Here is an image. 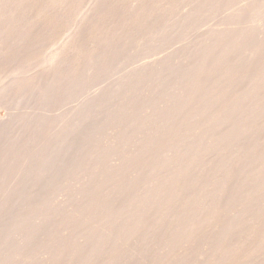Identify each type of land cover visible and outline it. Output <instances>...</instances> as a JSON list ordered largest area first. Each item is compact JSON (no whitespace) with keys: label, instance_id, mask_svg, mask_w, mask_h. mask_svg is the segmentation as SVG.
<instances>
[{"label":"bare ground","instance_id":"1","mask_svg":"<svg viewBox=\"0 0 264 264\" xmlns=\"http://www.w3.org/2000/svg\"><path fill=\"white\" fill-rule=\"evenodd\" d=\"M129 1L133 3L131 4V7L134 9V16L132 17L131 14L133 13L131 12V14L127 13V16L131 15V19H134V22H137L136 24L143 25L144 28H148V30H144V32H142L141 29V34H144L145 39L147 37V32H151L149 31L150 26L159 27L157 28L158 31H161L159 29H162L161 32H157V34L160 33V35H163V32L174 28V26H178L176 24L177 20L174 23V19H171L172 21L169 20L168 14L166 16L168 19H166L164 14H161L166 10L168 11V7L174 9L175 7L173 8L171 5L173 4L172 6H175L177 3L173 1V3H171V0H160L157 1L155 5H152L151 2L155 0ZM161 1L163 4H160ZM222 1L223 0H199V3L196 6L195 3L192 4L191 1V5L194 6L189 8V1L187 4L186 0H183V2L187 5H182V3H180L179 6L181 5L182 8H186L189 5L187 10L180 8L181 6L179 8L184 11H181L180 9L177 10H179L178 12H183V17L191 19L196 12L203 10L206 5L218 4ZM100 2L102 4V2L107 1L0 0V65H2L1 68L4 67L5 69L7 67L3 66L5 63L12 62V64H18L13 69L16 70L15 72L8 74L4 72V74L2 73L3 75H0V80L5 79L6 81L7 79V81H10L8 83L9 85L7 84L8 87L6 86L7 89L14 88L13 90H15L23 87V85L28 82L31 75V70L25 69L31 66L27 63V56L32 50L29 51V49L27 50L26 48L28 52L24 51L26 52L24 53L20 52V49L16 55L14 53L15 49L19 50V45L26 41L29 43L35 42L34 45H36V37L40 34L47 33L49 29L55 30L58 25L68 22L65 20H69V18V24H71L68 27L70 28L69 32L62 37L59 36V41L46 49L47 52L45 51L41 59V64L39 63L42 65L40 66V68L42 67L41 69L48 71L47 73H44L47 75H44L45 78L43 77L45 79H43L44 82H41V84L40 79L42 78H37L40 83L39 88H43L40 91L44 93V97L49 95V99L54 95L56 96V94L59 95V91H62L63 89H65L67 95L70 93L68 94L66 89L70 90L69 88H71L72 90V86L73 89H77V87H74V82L78 79L75 72L78 65L82 62L81 61L78 64L79 60H81L80 57H82V60L85 59L88 63H91L90 66L88 65V70H91V73H94V67L98 66V64L102 61V58L105 57L104 54H102V56L98 58V55L95 53L98 54L101 49L103 51V48L105 51L107 50L102 46L103 48L98 51L99 46L106 41L105 38L107 39V36L110 34L112 29V27L110 29V25L114 24L110 22L109 25L108 20L114 19L111 18L112 14L116 19V12L117 15H120L118 12L122 9L121 7L119 8V11H117L120 0H112L111 4L108 1L109 4L107 3V6H104L106 9L103 8V10L100 8L101 5L99 6ZM85 3H87L86 8L83 9V5ZM105 4L106 3H103V5ZM97 6H99L100 9L97 8ZM252 6L253 5L249 7L245 6V8L251 9L250 7ZM176 7L178 6L176 5ZM257 7L254 6L252 9H256ZM260 7L262 8L264 5L259 6V9H261ZM243 9L244 8L241 7L237 12L233 13V15L239 14ZM171 11L172 10L168 12L171 13ZM178 12L175 11V14H178ZM91 14H93V16L95 14L96 19L100 20L99 17H101L106 21L99 23L96 27L94 26V29L90 31L89 28L91 27L88 28L86 25L87 23H85V27L83 28V24L87 18L89 19ZM107 16L108 18H106ZM159 16L162 17L159 18ZM180 16L182 15L179 14L178 19H181ZM184 20L186 19L183 18V21ZM260 20H263V23L260 26H256L258 29L257 33L256 31H250L248 29H242L236 33L227 31L229 29L209 32L203 35L200 40L197 41L198 43L196 42L197 44H194L192 42L193 40H190L194 45H192V47L188 46V48H190L187 50L185 48V51L183 50L184 48L181 49V54H175V57H173L174 59L170 55L171 58L175 60L173 63L171 62L170 56H168L170 59L165 57L156 58L154 60L151 59L152 61L150 60L149 62L143 64L141 63V65L136 64L139 66L136 70L132 69V72L134 71L133 73H126L124 77L121 75V78L118 76V81L113 79L117 83L115 82V85L112 84L115 87H112L113 91L110 89L106 90L108 92L111 91L109 96H104V93H95L89 97L87 96V99L82 98L84 100L80 101L81 103L79 102L81 105L78 104L80 105L78 106V110H76L75 107L74 111H72V115L74 116L70 115V117L72 116V119H69L70 122L72 121L71 125H69L68 122V126H65L66 128H61L59 130L57 128V132L52 134L54 135L52 136L53 138L51 137V140H48L49 143L48 141H45L47 142L46 144L41 143L42 145L45 144L46 147H42L41 145V147L39 149L37 148V150L36 147H34L36 150L34 152L28 153L27 151L29 150L26 151L28 156L31 153L32 156L30 155L31 158L27 156L30 158V161L26 158V161L29 163H25L27 167L25 168V172L22 171L21 174H39V176L41 174H54V176H56L55 174L58 172L59 173L57 175H60V173L62 174L63 171L67 172V175L70 171L74 170L77 173L80 170L78 173L83 171L81 174H93L94 176L92 175V178H96V176L98 177V174H109V176L111 175L110 178L106 175L105 177H107L110 181L113 178L119 181V183L117 185L114 183L111 187L112 184L110 182V189L107 190H93L92 188H89V185L81 189L78 192L80 196L77 199L78 203H76V206L70 211L72 215L71 219L66 224H64V220H61L64 222L62 226L65 227H63L64 229L62 230L59 228L62 231H60L61 235L60 237H53L54 239H51V236H54L56 233L55 229L59 227L57 226V228H55L54 225H59L60 223L59 221H57L59 223L54 222L56 221L55 218L58 220L59 216L62 214L61 210H65V206L62 208L61 201V207L59 206L61 208L60 210L57 209L58 204L56 203H51L53 207H50L51 205H48V201L51 202L52 200L47 201L44 195H41L45 198L44 203L41 199L42 197H40L39 200L41 201H39V197L35 198L38 194L35 195L34 191H31L30 189L27 191V187L24 191H21L22 189H20L21 192H19L18 187L15 190L17 192L12 191L14 192L12 193L8 191L12 196L14 203L17 204L15 205V209L18 210L16 211L14 209L16 211L15 212L12 208L15 213L13 211V213H9H12V215L8 218V222L13 226V231L18 236L16 240L17 242L15 239L13 240L16 242V247L14 246V249L17 251V256H22V258L19 259L20 261L17 260L18 263L15 262V258L9 259V256L7 257L2 255V259L3 257H7L9 264H11L10 261L12 263L15 262V264H122L121 259H124L122 261L123 264H127L130 257L135 259L133 258L135 257L133 256L135 253L136 257L139 252L141 254V251H144L145 254L147 250H149L148 252L151 253L150 251L152 250H150V248L155 246V249L159 246V251H156V254H154L155 252L153 253V251V254L151 253L149 255L148 252V254H146V257L148 255L150 257L155 255L154 257H151L154 261H151L150 264H181L180 262H182V264L185 262L188 264L189 261H187V259L190 258H192L191 260H194L193 262L190 260V264H264V135H262L264 134L263 15ZM88 21H90V19ZM119 21L120 20H118V22ZM127 22H129V20ZM121 23L119 24L122 25ZM130 23H132V21ZM130 23L127 25L132 27L130 26ZM125 27L122 25L119 28V31H115L113 28L112 32H114V34H120V30H122L121 28H124L123 30H125ZM85 28H88V30L84 31ZM183 28L185 29V27ZM33 29L34 32L32 31ZM176 29H178V27ZM176 29H173L174 34H176ZM123 30L122 34L125 33L123 35L124 39L128 30L126 29V32ZM156 30H153V32ZM132 31H130V33ZM181 31L185 32L182 29ZM250 32L256 34H250ZM171 33H165V35L168 34L171 36ZM173 33L172 37H174ZM177 33L180 32L177 31ZM137 34L138 33L136 32V35ZM141 34H139V40ZM150 35L151 34L148 36ZM127 37H129V34ZM176 37L177 35H175V38ZM133 38L134 37L131 35V39ZM136 38H134V41ZM159 38L161 37L158 35V39ZM118 39V35L116 34L112 35V38L109 37V39H107V48L108 46L112 47V44L119 41ZM138 44L136 43V46ZM190 44L191 43H189V45ZM23 45L25 46V44ZM23 45H21V47H23ZM130 45L132 46V44ZM160 45H162V43ZM115 46L112 47V52ZM140 47L142 48V46ZM163 48H165V46ZM143 51V53H146L145 51L149 50L144 49ZM137 52H135V54ZM114 53H116L114 55L116 58L117 52ZM130 53L131 51L127 54L125 53V55L127 56ZM140 54H142L141 50L139 54H137V57H139ZM105 55H107V58L105 57L106 59L111 58H108V53ZM125 55H123V57ZM118 56H120V54ZM123 59L130 58L127 56V58L125 57ZM107 61L105 64H107ZM132 62H134V60ZM99 67L96 70L100 73ZM102 68L105 69L104 67ZM9 69L11 68L9 67ZM5 71L7 72L8 70ZM36 71L37 70H35V72ZM37 72L40 73L39 71ZM91 73H89V75ZM77 75L82 74L77 73ZM99 79L102 78L100 77ZM80 81L81 82L79 83H83L82 80ZM83 81L85 82V80ZM77 83L78 82H76V84ZM143 84H150V86L153 85V90L156 91L159 90L164 92L171 88L173 91L171 93L164 92V98L161 93V99L163 100L159 99V101L151 104L148 103L147 105V99H150L148 98V95L146 98H144L143 95L137 97L141 91L139 92L136 87ZM34 85L35 83L32 84L30 91L33 90L35 92L33 89ZM24 87L26 88V85ZM139 87L142 88V86ZM148 87L149 86H143L145 89H148ZM35 88H37V86ZM143 88L142 91L144 90ZM135 89L138 91L136 96L134 93ZM149 89L151 92L152 87H149ZM159 91L157 92L159 93ZM39 92L37 91L36 93ZM157 92L156 95H158ZM64 93L62 94L64 95ZM72 93L74 94V92ZM6 94L5 89L3 90L0 84V101L5 98ZM151 94L154 97L153 92H151ZM30 95L31 94L27 96V99H29ZM133 95L137 98H134ZM54 99L56 98L54 97ZM114 100L115 102L110 103ZM151 101L152 99L150 102ZM140 102H146V104H144L145 106L142 105V109H139ZM105 103L110 106V114L107 112V108L109 106L104 105L106 107V111L104 110V107L101 111L105 113V116L107 113L110 115L113 123L112 129L114 128L113 132L116 134L114 133L112 136L110 135L111 138L108 136L110 139L109 141L107 140L108 142L106 145H104V143L102 145H98L95 144L93 140L89 141V139L94 137L93 129L90 128L91 125L94 124L90 125V123L92 121L94 122V119L98 122L97 114L99 111H96L95 113L94 110L98 106H101L102 108V104ZM73 112L75 113L73 114ZM16 113L17 111H15L14 114L16 115ZM108 114L107 119L104 117L103 113V116L101 113L98 116H102L104 118L102 121L106 119L107 122L110 120L108 119ZM9 118L11 117L9 116ZM17 119L18 118H16L14 122H16ZM89 119H91V121ZM18 120L17 123L21 122ZM31 120L26 121L29 122V127ZM111 120L108 122L110 123V126H112ZM25 124L28 125L24 122L23 126ZM42 124L44 126V123H40V128ZM95 124L97 125V123ZM98 124L102 125V123ZM9 125L8 121L6 122V120H0L1 136L8 131V127L10 128ZM63 125L66 124L64 123ZM109 125L106 127L109 128ZM35 126H37V129H40L38 128L39 125L37 123ZM60 127H62V125ZM35 128L36 127H34V129ZM23 129L27 130V127L26 129ZM90 129H92V131ZM89 131H91L93 135L88 134L87 132ZM22 132L20 136L23 134V139H26L27 131ZM85 135H89L88 138L90 135L92 137H90L87 141V137ZM107 135L108 134H106V136ZM13 136L15 140L16 134ZM3 137H5V134L2 138ZM16 137L17 141H19L18 139H21L18 138V136ZM9 138H11V136H9ZM69 138L71 139V142H69ZM4 140L6 145L9 144V146L6 147L5 152L3 151V147L0 149L4 152L3 155L0 153L2 156L0 157V169L4 168L3 172L7 165L15 163H12V160L16 158L12 153L21 149L19 147L21 143V145H24L23 143H28L26 140L25 142L21 140L20 144H17L16 141V144H13L12 142H14V140L11 141V139H8L9 142L11 141L10 144L7 142L8 140ZM17 145L19 149L16 147ZM37 146L39 147L40 144ZM15 148L17 149L15 150ZM32 150L33 149H31V151ZM107 154L110 155L109 158H111L110 161L108 159L109 162L107 160L104 161L107 157L103 159V157ZM11 156H13V158L10 161L9 159ZM69 156L70 158H68ZM9 161L11 164H7ZM106 162H108V164ZM74 167L79 169H74ZM8 168H6V172H8ZM18 173H20V170ZM95 174L97 175L95 176ZM142 174H145L149 179L150 176H153V174H157L154 176H159L160 174L165 175H162V179L158 182H156V179H153L152 183L155 184L150 185L147 189L135 191L130 190L129 187H131V182L138 179V176ZM208 174H211L212 177ZM22 175L25 177L24 174ZM51 175L50 177H52ZM202 176L203 179L207 176L205 180L212 178V183H209L208 180H204V182L202 178H200ZM23 177L21 180L24 179ZM122 177L125 179H122ZM90 178L89 180L92 179ZM99 178L96 179L98 180ZM103 178L104 177H102V179ZM218 178L220 179V182ZM48 179L49 178H47V180ZM51 179H49V184ZM35 180L36 179H32L30 181H33L32 183L38 182ZM92 180L95 182V179ZM109 180H107V182ZM122 180H126L129 183ZM27 181L29 182V180ZM104 181L105 184H107L106 180ZM233 181L239 184L237 189H231ZM28 182H25L24 180L23 184L26 183L27 185ZM51 183H53V181H51ZM103 185L100 186L102 187ZM20 186L23 187L24 185L21 184ZM242 186L244 189H242ZM35 187L32 186L31 188L34 189ZM9 189L12 190L11 188ZM41 191H43V188ZM41 194L45 193L43 192ZM10 198H8V202L4 203L5 205L10 202ZM36 199L39 202L37 201V204H33L32 200H34L35 203ZM45 201L47 206L45 205ZM0 203L2 202L0 201ZM26 203L30 205L27 204V206L25 205ZM31 203L33 204L32 206ZM3 213L4 212L1 214ZM1 217V225L3 222L7 223V221L2 222L3 218ZM61 217L63 218V215ZM32 219L33 221L36 220V222H33ZM51 220H54V223H52L54 228L52 225H48L51 224ZM62 222L60 223V226ZM44 224H46V227ZM3 226L8 225L3 224ZM43 228H45L47 236L49 235L51 237L49 240H54L53 244H49V240H47L46 243L45 240L39 237L45 234V230ZM10 230L8 229V232L11 234ZM77 230L78 233L73 234V232ZM3 232L4 231H2V233ZM5 234H7V232ZM5 234L2 235L3 240L0 242L2 243L1 245H3H0V252L2 247V249H5L3 243H5L6 249H9L10 246L12 247V245L9 246L8 242L10 238H7L8 235ZM11 240L12 239H10V241ZM201 240H203V243H199L202 242ZM196 241L202 245L201 250L196 257L193 258L190 256L189 258V254H193V252L190 253V249L195 251V248L192 247L193 245L198 244ZM180 243H187L188 245L186 244L187 246H184V244L182 246ZM190 244L192 247L189 246ZM39 245L40 248H38ZM31 246H34L32 248H35L32 249L33 252L38 248L36 250L37 252L39 249H43V252L46 253V255H43L44 258L42 261L37 259L38 262L36 260V263H32L35 260L32 261V257L28 254L31 251ZM178 246H182V250ZM36 251L35 253H37ZM129 251L130 253H128ZM126 253L128 254L127 257H125ZM138 256L140 257V255ZM139 257L136 259H143V256H141L142 258ZM2 259L0 260L2 261ZM60 259L65 260L61 262ZM7 260H5L6 263ZM174 260L179 262L175 263ZM5 261L3 260L0 264H5L3 263ZM136 262L137 264H141V262Z\"/></svg>","mask_w":264,"mask_h":264},{"label":"rangeland","instance_id":"2","mask_svg":"<svg viewBox=\"0 0 264 264\" xmlns=\"http://www.w3.org/2000/svg\"><path fill=\"white\" fill-rule=\"evenodd\" d=\"M104 1V0H103ZM105 1H107V2H102V4H101V2H100V4H99V6H100V8H101V10H103V8L104 9H106L104 6H107V3L109 4V2H110V4H111V2H112V0L110 1V0H105ZM109 1V2H108ZM157 1H160V0H155V1H152L151 2V4L152 5H155V3L157 2ZM175 2V3H177V4H175V6H172L171 4V7H175L174 9H171L170 7H168L170 10H172L171 11V13L170 12H168V11H170L169 9H168V11H167V13H166V11H164V13H161L162 15L164 14V16L166 17L167 16V14L169 15V20L170 21H172L171 19H174L173 21H174V23L176 22V20H177V25L178 26H174V28H172V29H169L172 33L174 32V30L178 27V29H176L178 32H180V33H177V31H175V33L176 34H174L173 33V35H174V37H172V33L168 30V31H165V32H163V35H160V33H158L157 34V32H161L162 31V29H159V30H161V31H158V29L157 28H159V27H151L150 26V28H154L153 30H156L155 32H153V30L152 29H150L149 28V31H151V32H153V33H149V32H147V37H146V39H145V37H144V34H141L142 32H144V30L145 31H147L148 30V28H144L143 27V25H139V24H136L137 22H134L135 20L134 19H131L133 16H134V12H133V7H131V4H133V3H131L129 0H120V2L118 3V7H117V11H119V8H121L122 7V9L118 12L120 15H117V12L116 11H114V12H116V16L118 17H116V19H115V16H113V14H112V16H111V18H114V19H112V20H108V22H106V23H108L109 25H110V22L113 24H115V26H114V24L113 25H110V29H111V27H112V29H111V31H110V34L107 36V39H109V37H111L112 38V35H118V40L119 41H116L115 42V44H116V46H115V44H112L113 46H115V48H114V50H113V52H112V47L111 46H108V48H107V39L105 38V42H103L100 46H99V49H98V51L101 49V48H103V47H105L107 50V52L104 50V48H103V51H102V49L98 52V54L97 53H95L96 55H98L97 57L98 58H100L101 56H102V54H104V56L106 57L107 55H105V54H107L108 53V58H110V59H106L105 57H103L102 58V61L100 62V64H101V66L102 67H104L105 69H103L101 66V68H102V71H101V68L99 67V65L100 64H98V66H96V67H94V70H96L98 67H99V69H100V73L98 72V70H96V71H94L93 70V72L94 73H91V70L89 71L88 69H89V67H88V65L90 66L91 65V63L89 62L88 63V61L87 60H82V57H80V59L81 60H79V62H78V64L80 65V67H79V65H78V67H77V70H76V77L78 78L77 80H75V82H74V87H77V89L76 88H74L73 89V84L71 85L72 86V90H71V88H69L70 90H68V89H66L67 90V92H68V94L69 95H67V93L65 92V89H63L62 91H59V92H57V93H59V95H57L56 93V96L54 95L52 98H50L49 99V95L47 96V97H44V93L42 92V91H40V90H42L43 88H39L40 86V83L42 82H44V75H46V74H44V73H47L48 71H46L45 69H41L40 68V66H42V65H40L41 64V59H42V57H43V54L45 53V51H46V49L49 47V46H51V45H53V44H56L58 41H59V39H58V37L59 36H63V35H65L66 33H68L69 32V29L70 28H68L71 24H69V21H70V18H69V20H65V21H68V22H64V23H62V25H58L56 28H55V30L57 31H55L54 29V31L53 30H50L49 29V31L47 32V33H44V34H40L38 37H36L35 38V40H37V41H39V42H37L36 41V45H34L35 44V42L34 43H29L28 41H26V42H23L21 45H23V44H25V46L23 45V47H21V45H19V50L18 49H15V51H14V53L17 55L18 53V51H20V49H21V51L20 52H24V51H26V52H28L27 50L29 49V51L30 50H32L30 53H29V55L27 56V58H28V60H27V63L28 64H30L31 66H29L27 69H25V70H31V75H30V79L28 80V82L25 84L26 85V88L24 87L25 85H23V87L25 88H23V87H20V88H18V89H15V90H13L14 88H10V89H7V87H8V83L10 82V81H7V79H6V81H5V79H2V80H0V84H1V87L3 88V90L5 89V91H6V95H5V98L2 100V101H0V120H2V121H5L6 120V122L8 121V123L10 124L9 126H10V128L8 127V131L7 132H9V133H4L5 134V137H3L4 139H6V140H8V139H11V141H13L14 140V136L13 135H15L16 134V136H18V138H21V139H18L19 141H17L16 140V136H15V140H14V142H12L13 144H20L21 143V140H23L24 142H25V140H26V142H28V143H23L24 145H19V147L21 148V149H19L18 148V145L16 146L18 149H19V151H20V153H19V151H18V153H17V151H15L17 148H15V152L18 154H16L15 152H13L12 154H14V157H16V158H14V160H12V163L13 162H15V163H13L12 165H7V167H5V170H4V172H5V174H4V172H3V169L1 168L0 169V201L2 202V203H0V205H3L4 206V208H3V206H0L1 208L0 209H3V210H9V211H3V210H0V217H1V215H2V217L1 218H3L2 219V222L3 221H7V223H5V222H3V224H7L8 226H3V224L1 225V222H0V232L2 233V231H4L2 234L0 233V242L3 240V238H2V235L3 234H5L6 232H7V234H5V235H8L7 236V238H10V239H12L11 241H10V239H9V246L10 245H12V249L9 247V249L7 248L6 249V247H5V243H3L4 244V248L6 249H2L1 248V257H0V259H2V255H4V256H9V259L11 258V259H13V258H15L14 260H15V262H17V260H19L20 258H22V256H20V257H18L17 256V251L14 249L16 246H15V244H16V240H17V235H16V233L13 231V226L8 222L9 220H8V218H10V216L12 215V213L16 210V211H18L17 209H15V205H17V204H15L14 203V201H13V199H12V196L9 194V192L8 191H10V192H12V191H15L16 189H17V187H18V190H19V192H21V191H24V189L26 190V187L28 188L27 189V191H29V189L31 190V191H34V194L36 195V194H38V196H35V198H37V197H39L38 198V200L40 199V197H42L43 195H44V197L46 198V200L48 201V200H52L51 202H49L48 201V205H51L50 207H53V205L51 204V203H53V204H58V208L57 207H55V208H57V209H60L61 210V206H60V204L62 205V208H64L63 206H65V210L64 209H62L61 210V216L63 215V218L61 217V216H59V218H61V219H59L58 218V220H57V218H55L56 219V221H54V222H57V221H59L60 223L64 220L65 221V223L64 222H62V224H61V226H60V223L59 222H57V223H59V225L58 224H56V225H54V227L55 228H57V226H59L57 229H55L56 230V233L54 234V236H47V233H46V230H45V228H43L44 230H45V234L44 235H42V236H39V237H41V239H43V240H45L46 241V243H47V240H49L50 238L51 239H54L55 238V236L57 237H60V235H61V230L62 229H64L63 227H65V226H62L63 225V223L64 224H66L70 219H71V217H72V215H71V209H73L75 206H76V203H78V201H77V199L80 197L79 196V194H78V192L81 190V189H83L84 187H86V186H88L89 185V188H92L93 190H107V189H110V185H111V187L113 186V184L115 183V185H117L118 183H119V181H117V180H115V179H113L112 178V180L110 181L108 178H110L111 177V175L109 176V174H105L107 177H105V175H103V174H98V177L96 176L97 174H95V176H96V178H101V181H100V178L97 180L96 178H92V175L91 174H89V175H91V176H89V175H87V174H81L83 171H81V173H76L74 170V172L73 171H70V172H72V173H68L67 175H66V173L67 172H65V171H63L62 169V174L63 173H65V174H61L60 173V175H57V174H55L56 176H54V174H41L40 176H39V174H25V173H22V174H24L25 175V177H23V175L21 174V172L22 171H24L25 172V168L27 167V163H29L28 161H30V155L32 156V153L28 156V153H30V152H34V151H36L37 150V148L39 149L40 147H41V143H47V142H45V141H50L51 140V137L52 136H54V135H52L53 133L55 134L56 132H57V128H58V130L59 129H61V128H66L68 125H67V123L69 124V125H71V122H70V120L72 119L71 117L72 116H74V115H72V111H74V109H75V107H76V110H78V106H80L81 104V102L80 101H83L85 98L87 99L89 96H91L92 94H95V93H99V94H103L104 93V96H106V95H110V93H111V91H113V88H115L113 85H115V82L116 81H118V76L121 78V75L124 77V75H126V73H128V74H130L131 72H132V69L133 70H136L137 68H138V66L139 65H141V63L143 64V63H146V62H149L151 59L152 60H154V59H156V58H163V57H165V58H168V56H172V58L173 57H175L174 55L175 54H181L180 52H181V49H183L184 51H185V48H186V50L187 49H189L190 47H192V45H194V44H197L198 42L197 41H199L200 40V38L203 36V35H205V34H207V33H209V32H213V31H217V30H221V29H229V30H227V31H231V32H233V33H236V32H238V31H240V30H242V29H248V30H250V31H256V33H257V31H258V29L256 28V26H260L263 22V20H260L261 19V16L263 15L264 16V7H260L261 9H262V11H261V9H259V6H262V5H264V0H223L222 2H220V3H218V4H210V5H206V7L203 9V10H201V11H198V12H196L193 16H192V18L191 19H187L186 17H183V12H181V11H184V10H187V7L189 6V8L190 7H192V6H194V5H191V1H192V4L193 3H195V6L199 3V0H188L189 1V5L186 7V8H182V6L180 7L179 6V4L180 3H182V5L183 4H186V3H184L183 2V0H171V3H173V2ZM179 1H180V3H179ZM188 1L186 0V2H187V4H188ZM129 2H130V4H129ZM103 3H106L105 5H103ZM120 3H121V5H120ZM86 4L87 3H85L84 5H83V9H85L86 8ZM160 4H163L162 3V1H161V3ZM186 4V5H187ZM119 5H120V7H119ZM169 5V6H170ZM176 5L178 6V7H176ZM251 5H253L252 7H250L251 9H246L245 8V6L246 7H249V6H251ZM99 6H97V8H99ZM128 6V7H127ZM257 7L256 9H252L253 7ZM182 8V9H184V10H181L180 8ZM241 7H243L244 9L242 10V12H240L239 14H235V15H233V13H235V12H237ZM99 8V9H100ZM177 9H180L181 11V13L180 12H178L179 10H177ZM101 10H99V11H101ZM123 10V11H122ZM125 10V11H124ZM128 10H129V12H128ZM123 12V14H122V12ZM173 11H174V16H173ZM175 11L176 12H178V14L176 13L175 14ZM121 12V13H120ZM124 12H125V14H124ZM133 13V14H131V13ZM263 12V13H262ZM127 13L128 14H131L132 15V17H131V15H128L127 16ZM172 14V15H170V14ZM160 14V15H161ZM166 14V15H165ZM179 14L180 15H182V16H180L181 17V19H178V17H179ZM122 15V16H121ZM94 16H95V14H94ZM93 16V14H91L90 16H89V19H90V21H88L89 19L87 18L86 19V21L84 22V26H83V28L85 27V23H87L86 25L88 26V28L89 27H91V28H89V30L91 31V30H93L94 29V26L96 27L99 23H101V22H104V21H106L105 19H102L101 17H99L100 18V20H102V21H100L99 19H96V16L94 17ZM98 16V15H97ZM120 16H121V18H120ZM176 16V17H175ZM232 16V17H231ZM92 17H94V18H92ZM125 17V18H124ZM160 17H162V16H159V18ZM170 17H172V18H170ZM98 18V17H97ZM106 18H108V16L106 17ZM120 18V19H119ZM127 18V19H126ZM158 18V19H159ZM183 18L184 19H186V20H184L183 21ZM263 18V17H262ZM131 19V20H130ZM166 19H168V17H166ZM98 20V21H97ZM117 20V21H116ZM118 20H120L119 22H118ZM123 20V21H122ZM129 20V22H127ZM91 21H93V22H91ZM97 21V22H96ZM132 21V23H130ZM89 22V23H88ZM96 22V23H95ZM140 22V21H139ZM138 22V23H139ZM67 23V24H66ZM93 23V24H92ZM118 23V24H117ZM119 23H121L122 25H124V27L125 26H127V27H125V30L127 31H125V30H123L124 28H121L124 32H126V34L128 35L129 34V37H127V35H126V37H124V39H123V35L125 34H122L123 32H122V30H120V34H118V33H115L114 34V32H112V30H113V28H114V30L115 31H119V28L122 26V25H120ZM128 23H130V26H132L133 28H135V29H133L132 27H129V25H127ZM65 24V25H64ZM69 24V25H68ZM134 24H135V26H134ZM155 24V23H154ZM175 24V25H176ZM68 25V26H67ZM91 25V26H90ZM93 25V26H92ZM107 25V24H106ZM108 25V26H109ZM63 26V27H62ZM86 26V27H87ZM153 26V25H152ZM181 26V27H180ZM116 27V28H115ZM118 27V28H117ZM129 27V28H128ZM137 27V28H136ZM183 27H185V29L183 28ZM252 27H253V29H252ZM66 28H67V30H66ZM88 28L86 29L85 28V30L84 31H87L88 30ZM130 28H132V29H130ZM180 28V29H179ZM58 29H60V30H58ZM129 29H130V31H132L131 33H130V31H129ZM141 29H142V32H141ZM174 29V30H173ZM181 29L182 30H184L185 32H182L181 31ZM65 30V31H64ZM33 32H34V29L32 30ZM37 31H38V29H37ZM64 32V33H63ZM136 32L138 33L137 35H136ZM146 33V32H145ZM157 34V38H156V34ZM165 33H171L170 35L171 36H169L168 34H166L165 35ZM256 33H251L250 32V34H256ZM47 34V35H46ZM62 34V35H61ZM139 34H141V37H142V35H143V37L141 38L140 37V40L138 39L139 38ZM149 34H151L150 36H148ZM162 34V33H161ZM51 35H52V37H51ZM131 35H132V37H134V38H136L135 39V41H134V38L133 39H131ZM135 35H136V37H135ZM158 35H159V37H161V38H159L158 39ZM175 35H177V37L175 38ZM180 35V36H179ZM194 35H195V37H194ZM40 37V38H39ZM60 37V38H61ZM117 37V36H116ZM172 37V38H171ZM192 37V38H191ZM197 37H199V38H197ZM39 38V39H38ZM48 38V39H47ZM56 38V39H55ZM154 38H156L157 40H159L158 42H156L157 40L156 39H154ZM197 38V39H196ZM187 39H189V40H187ZM133 40V41H132ZM139 41V44H138V41ZM142 40H143V43H142ZM150 40V41H149ZM155 40V41H154ZM163 40H164V42H163ZM194 43H192L191 41ZM196 40V41H195ZM123 41V42H122ZM141 41V42H140ZM145 41V42H144ZM187 41H189V42H187ZM195 41V42H194ZM50 42V43H49ZM120 42H121V44H120ZM131 42V43H130ZM133 42H134V44H133ZM147 42V43H146ZM150 42V43H149ZM154 42H155V44H154ZM197 42V43H196ZM26 43H27V45H26ZM40 43V44H39ZM45 43H46V45H45ZM127 43H129V44H127ZM136 43L138 44L137 46H136ZM141 43V44H140ZM162 43V45H160ZM189 43H191L190 45H189ZM32 44V45H31ZM43 44V45H42ZM105 44V45H104ZM117 44H118V46L120 47H118L117 46ZM123 44V45H122ZM130 44H132V46L130 45ZM164 44V45H163ZM165 44H167V45H165ZM121 45V46H120ZM145 45V46H144ZM103 46V47H102ZM140 46H142V48L140 47ZM145 48H144V47ZM149 46H151V47H149ZM160 46H162V47H160ZM165 46V48H163ZM188 46H190L189 48H188ZM34 47V48H33ZM35 47H36V49H35ZM43 47V48H42ZM118 47V48H117ZM125 47H126V49H125ZM139 47H140V49H139ZM146 47H148V48H146ZM157 47H158V50H157ZM160 47V48H159ZM26 48H27V50H26ZM53 48V47H52ZM130 48V49H129ZM133 48V49H132ZM24 49V50H23ZM76 49H78V48H76ZM119 49H121V50H119ZM137 49H138V52H137ZM149 50V51H145L146 53H143L144 51L143 50ZM17 50V51H16ZM34 50V51H33ZM42 50V51H41ZM110 50H111V52H110ZM129 50V51H128ZM135 50V51H134ZM140 50H141V53L143 54H140V56L139 57H137L138 55L137 54H139V52H140ZM38 51H40V52H38ZM102 51V52H101ZM131 51V53L129 54V55H127L128 56V58H130V59H123V58H127V56L125 55V53L127 54V53H129ZM134 51V52H133ZM26 52H24V53H26ZM47 52V51H46ZM104 52H106V53H104ZM114 52H117V55H116V58H115V54L116 53H114ZM133 52V53H132ZM135 52H137L136 54H135ZM148 52V53H147ZM153 54H152V53ZM175 52V53H174ZM183 52V51H182ZM23 53V54H24ZM33 53V54H32ZM100 53V54H99ZM114 53V54H113ZM151 53V54H150ZM120 54V56H118ZM133 54V55H132ZM135 54V55H134ZM145 54V55H144ZM33 55V56H32ZM96 55H95V57H96ZM123 55H125L124 57H123ZM131 55V56H130ZM148 55V56H147ZM134 58H133V57ZM136 56V57H135ZM142 56V57H141ZM143 56H144V58H143ZM148 58H147V57ZM159 56V57H158ZM171 56H170V58H171ZM38 57V58H37ZM96 57V58H97ZM123 57V58H122ZM131 57H132V59H131ZM146 57V58H145ZM105 58V59H104ZM136 58V59H135ZM170 58H168V59H170ZM171 58V62L173 63L175 60H173ZM29 59H30V61H29ZM40 59V60H39ZM119 59H122V60H119ZM177 59V58H176ZM107 61V64H105L106 63V61ZM134 60V62H132ZM148 60V61H147ZM151 60V61H152ZM173 60V61H172ZM29 61V62H28ZM103 61H105V62H103ZM112 61V62H111ZM170 61V60H169ZM40 63V64H39ZM7 64V65H6ZM136 64H139V65H136ZM10 65V66H9ZM18 64H16V63H13L12 64V62L10 63H5V64H3V66H7L5 69H4V67H2L1 68V66L2 65H0V75H3L4 74V72L6 73V74H8V73H11V72H15L16 70H13L14 68H15V66H17ZM12 66V67H11ZM14 66V67H13ZM134 66V67H133ZM9 67L11 68V69H9ZM88 67V68H87ZM133 67V68H132ZM40 68V69H39ZM44 68V67H43ZM86 69V70H85ZM131 69V70H130ZM5 70H8L7 72L5 71ZM35 70H37V71H39L40 73H38L37 71L35 72ZM41 70V71H40ZM84 70V71H83ZM88 70V71H87ZM106 70V71H105ZM78 71V72H77ZM80 71V72H79ZM88 73H87V72ZM104 71V72H103ZM127 71V72H126ZM96 72H98L97 74H95ZM130 72V73H129ZM134 72V71H133ZM132 72V73H133ZM3 73V74H2ZM35 73V74H34ZM42 73H43V76H42ZM77 73L79 74H82V75H77ZM87 73V74H86ZM89 73H91L90 75H89ZM124 73V74H123ZM30 74V73H29ZM84 74V75H83ZM95 76H94V75ZM127 74V75H128ZM33 75V76H32ZM49 75V74H48ZM51 75V74H50ZM89 75V76H88ZM103 75V76H102ZM42 76V77H41ZM47 76V75H46ZM80 76V77H79ZM86 76H88V77H86ZM99 76V77H98ZM36 77V78H35ZM40 78H42V79H40V83L38 82L39 81V79ZM44 77V78H43ZM87 79H86V78ZM102 78V79H99V78ZM118 78V79H117ZM44 79V80H43ZM113 79H115L116 81H114ZM36 80V81H35ZM41 80H43V81H41ZM79 80V81H78ZM80 80H82V82L83 83H79V82H81ZM83 80H85V82L87 83H85ZM89 80V81H88ZM2 82V83H1ZM76 82H78L77 84H76ZM5 83V84H4ZM33 83H35V85H34V90H35V92L33 91H30V89H31V87H32V84ZM39 83V84H38ZM41 83V84H42ZM117 83V82H116ZM8 84V85H7ZM78 84H81V85H78ZM86 84V85H85ZM109 84H110V86H111V88H110V86H109ZM113 84V85H112ZM85 86V87H83V86ZM88 85V86H87ZM7 86V87H6ZM37 86V88H35ZM79 86V87H78ZM81 86V87H80ZM87 86V87H86ZM139 86H142V88H143V86H149L150 88L152 87V89H151V92H153V94H154V97L152 96V94H151V92H150V89H149V87H148V89L146 88H143L144 90L142 91V88L141 87H139ZM139 86H137L136 87V89L140 92H142V94H141V92L139 93V95L137 96V97H140V96H144V98H146L147 97V95H148V98H150V99H147V105H148V103L149 104H151V103H153V102H157V101H159V99H161L162 97H163V93L165 92H169V93H171L173 90H172V88L171 89H169V90H167V91H159V90H157V91H159V93L156 91V90H153L154 88V86L152 85V86H150V84L149 85H147V84H143V85H139ZM113 87V88H112ZM140 88V90H139V88ZM79 88H80V90H79ZM105 88V89H104ZM7 89V90H6ZM29 89V90H28ZM84 89H86L87 90V93H86V90H84ZM102 89H104V90H102ZM111 90V91H106V90ZM136 89H135V91H136ZM10 90V91H9ZM13 90V91H12ZM24 90H28V91H24ZM171 90V91H170ZM8 91V92H7ZM29 91H30V93H29ZM39 92V93H36V92ZM76 91V92H75ZM134 91V93H135V96L138 94V91H136L135 92ZM147 91V92H146ZM32 92V93H31ZM42 92V93H41ZM65 92V93H64ZM72 92H74V94L72 93ZM105 92H106V94H105ZM151 94H149V93ZM155 92V93H154ZM156 92H157V94L158 95H156ZM22 93H23V95H22ZM62 93H64V95L62 94ZM85 93V94H84ZM89 93V94H88ZM119 93V92H118ZM137 93V94H136ZM161 93H162V97H161ZM29 94H31L30 95V97H29V99H27L28 97V95ZM36 94H38V95H36ZM40 94V95H39ZM52 94V93H51ZM50 94V95H51ZM54 94V93H53ZM66 94V95H65ZM71 94H72V96H71ZM25 95V96H24ZM42 95V96H41ZM47 95V94H46ZM45 95V96H46ZM156 95V96H155ZM23 98H22V97ZM31 96H32V98H31ZM36 96V97H35ZM59 96V97H58ZM64 96V97H63ZM70 96H71V98H70ZM88 96V97H87ZM134 96V95H133ZM134 96V98H137V97H135ZM152 96V97H151ZM38 97V98H37ZM43 97V98H42ZM51 97V96H50ZM54 97L56 98V99H54ZM58 97V98H57ZM69 99H68V98ZM22 98V99H21ZM36 98V99H35ZM45 98V99H44ZM63 98H64V100H63ZM67 98V99H66ZM82 98H84V99H82ZM115 98V97H114ZM154 98H156V99H154ZM158 98V99H157ZM164 98V97H163ZM32 99V100H31ZM35 99V100H34ZM45 101H44V100ZM48 99V100H47ZM53 99V100H52ZM152 99V101L150 102V100ZM10 100V101H9ZM47 100V101H46ZM67 100V101H66ZM145 100V99H144ZM161 100H163V99H161ZM4 101V102H3ZM8 101V102H7ZM32 101V102H31ZM42 101V102H41ZM146 101V100H145ZM1 102H3V103H1ZM26 102V103H25ZM80 102V103H79ZM113 102H115V100L114 101H112V102H110V103H113ZM11 103V104H10ZM14 103V104H13ZM35 103V104H34ZM45 103V104H44ZM49 103V104H48ZM83 103V102H82ZM109 103V104H110ZM4 104V105H3ZM22 104V105H21ZM48 104V105H47ZM78 104H80V105H78ZM144 104H146V102H140L139 103V109H142V105H144ZM103 106H102V108H101V106H98L97 108H95V113H96V111H99V113L97 114V117H98V122L94 119V122L92 121L91 123H90V121H91V119H92V117H91V119H89L90 121H89V123H90V125L91 124H94V125H91V127L90 128H92L93 129V132H94V135H93V133L91 132L92 131V129H90L91 131H89V132H87L88 134H92L94 137H92L91 135H90V137H92L91 139H89L88 138V136L89 135H85L86 137H87V141H88V139H89V141L91 140H93L94 142H95V144H98V145H102L103 143H104V145H106V143L109 141V139L111 138V136L115 133V132H113V129H112V127H113V123H112V120H111V118H110V112L109 111H111V109H110V106L109 105H106V103L105 104H102ZM104 105H106V106H109L107 109H108V119H110L111 120V125L112 126H110L109 124L110 123H108V122H110V120L109 121H107L106 122V119H107V114H106V116H105V113L103 112V111H101V109H103V107H104V110L106 109V107L104 106ZM113 105V104H112ZM145 106V105H144ZM144 106H143V108H144ZM113 107H114V105H113ZM112 107V108H113ZM75 110V111H76ZM14 111V112H13ZM15 111H17V113H16V115L14 114L15 113ZM106 111V110H105ZM12 112H13V114H12ZM71 113V114H70ZM75 112H73V114H74ZM94 113V114H95ZM100 113H101V115H102V113L104 114V117L106 118L104 121H102L104 118L102 117H99L98 115H100ZM26 114V115H25ZM29 114V115H28ZM93 114V115H94ZM25 115V116H24ZM70 115H72L71 117H70ZM92 115V116H93ZM96 115V114H95ZM9 116L11 117V118H9ZM15 116H17V117H15ZM19 116V117H18ZM24 116V117H23ZM30 116V117H29ZM32 116H34V117H32ZM20 117H23V118H20ZM30 119H29V118ZM35 117H36V119H35ZM96 117V116H95ZM95 117H93V118H95ZM3 118V119H2ZM7 118V119H6ZM16 118H18L17 120L18 121H21V122H19V123H17V120H16V122H14V120L16 119ZM71 118V119H70ZM32 119V120H31ZM70 119V120H69ZM29 120H31L30 121V127H29V122H26V121H29ZM36 120V121H35ZM40 120H41V122H40ZM69 120V121H68ZM93 120V119H92ZM100 120V121H99ZM15 123V126H14V123ZM24 122L25 123H27L28 125H24L23 126V124H24ZM44 123V126H43V124L41 125V128H40V123ZM104 122H106V123H104ZM33 123V124H32ZM38 124L39 125V127L38 128H40V129H37V126H35V124ZM66 124V125H63V124ZM95 123H97V125L95 124ZM98 123H102V125L101 124H98ZM18 124V125H17ZM106 124V125H105ZM32 125V126H31ZM62 125V127H60ZM105 126V128H104V126ZM109 125V128L108 127H106V126H108ZM20 126H21V128H20ZM66 126V127H65ZM94 128H93V127ZM95 126H97V127H99V126H101V127H99V128H97V127H95ZM26 127H27V130H24L23 128H25L26 129ZM34 127H36L35 129H34ZM70 127V126H69ZM107 128V129H106ZM18 129H19V131H18ZM22 129V130H21ZM98 129V130H97ZM21 130V131H20ZM96 130V131H95ZM12 132V134H11V132ZM25 132V131H27V133H26V139H23V134L20 136V134H21V132ZM55 131V132H54ZM112 133H111V132ZM22 132V133H23ZM106 132V133H105ZM86 133V134H87ZM4 134L2 135V136H4ZM9 134V135H8ZM17 134H19V135H17ZM74 134V133H73ZM106 134H108L107 136H106ZM116 134V133H115ZM111 135V136H110ZM262 135H264V134H262ZM2 136L0 135V149H2V147H3V151L5 152V150H6V147L7 146H9V144H7L6 145V142H5V140L2 138ZM9 136H11V138H9ZM108 136L110 137V138H108ZM70 137V136H69ZM74 137V136H73ZM86 137H84V138H86ZM104 137V138H103ZM25 138V137H24ZM53 138V137H52ZM106 138H108V139H106ZM71 139H72V136H71ZM71 139L69 138V142H71ZM86 140V139H85ZM104 140V141H103ZM108 140V141H107ZM2 141H3V144H2ZM11 141L9 142V140L7 141L8 143H10L11 144ZM15 141H16V143H15ZM49 141H48V143H49ZM86 141V142H87ZM68 142V143H69ZM93 142V143H94ZM28 145V147H27V145ZM32 144V145H31ZM36 144V145H35ZM40 144V146L38 147L37 145H39ZM45 144H43L42 145V147L44 146V147H46L45 146ZM67 144V143H66ZM26 145V146H25ZM34 145V146H33ZM64 145V144H63ZM22 146V147H21ZM23 147H24V149H23ZM26 147H27V149H26ZM34 147H36V150H35V148ZM9 148V147H8ZM33 149L32 151H31V149ZM27 150H29V151H27ZM1 152L0 153H2V155H3V151L2 150H0ZM28 153H27V152ZM22 153V154H21ZM26 153H27V155H26ZM23 154H25V155H23ZM21 155V156H20ZM23 156V157H22ZM30 157V158H28V157ZM0 157H2L1 156V154H0ZM17 157H19V158H17ZM105 157H107L104 161H108V159H109V161H110V159L111 158H109L110 157V155H105L104 157H103V159L105 158ZM13 158V156H11V158L9 159L10 161H11V159ZM26 158H27V160L28 161H26ZM68 158H70V156L68 157ZM23 159H24V161H23ZM22 160V161H21ZM10 161L7 163V164H9L10 163ZM108 161V162H109ZM0 162H1V160H0ZM27 162V163H26ZM108 162H106L107 164H108ZM2 163H3V161H2ZM26 163V164H25ZM1 164V163H0ZM11 164V163H10ZM8 166H9V168H8ZM23 166H24V168H23ZM1 167V166H0ZM6 168H8L7 169V171L8 172H6ZM19 168V169H18ZM75 168H77V167H74V169ZM73 169V168H72ZM79 168H77V170H78ZM18 170V171H17ZM19 170H20V173H18L19 172ZM71 170V169H70ZM76 170V171H77ZM3 172V174H2V172ZM60 171V170H59ZM69 171V170H68ZM73 174V175H72ZM20 175H21V177H20ZM35 175H38V176H35ZM46 175H48V176H46ZM50 175L52 176V177H50ZM65 175V176H64ZM100 175V176H99ZM101 175H103V176H101ZM154 175H157V174H153V176H150V179L145 175V174H142V175H139L138 176V179H136V180H134L133 182H131V187H129L130 188V190H132V191H135V190H144V189H147L150 185H152V184H155V183H152L153 182V179H156V182H158L159 180H161L162 179V175H165V174H160L159 176H154ZM208 175H210V177H212L211 176V174H208ZM27 176V177H26ZM31 176V177H30ZM36 178H35V177ZM41 176H43V177H41ZM45 176V177H44ZM94 176V175H93ZM24 178V179H22L21 180V178ZM33 177V178H32ZM40 177V178H39ZM64 177H66V178H64ZM68 177V178H67ZM92 179H95V182H93L94 180H92ZM102 177H104L103 179H102ZM158 177V178H157ZM209 177V176H208ZM19 178V179H18ZM30 178V179H29ZM38 178H39V181H38ZM42 178H44V179H42ZM46 178V179H45ZM47 178H49V179H51L50 180V184L52 185H50L48 182H49V179L47 180ZM89 178L91 179V180H89ZM106 178V179H105ZM124 177H122V179H123ZM127 178V177H126ZM200 178H202V180L204 181L205 180V178H207V176L203 179V176L202 177H200ZM29 180V182H31V183H29L27 180ZM32 179H36L35 181H38V182H34L35 183V185H36V187H35V185H34V183H32L33 181H30V180H32ZM125 179V178H124ZM219 179V178H218ZM16 180H18V181H16ZM21 180V181H20ZM24 180H25V182H28L27 183V185H26V183L25 184H23L24 183ZM43 180V181H42ZM97 180V181H96ZM103 180V181H102ZM104 180H106V183L107 184H105V181ZM107 180H109L108 182H107ZM127 180V179H126ZM126 180H122V181H126ZM208 180V182L209 183H212L211 181H212V178L210 179V178H208V179H206L205 181H207ZM40 181H41V183L42 184H44V185H42L41 183H40ZM51 181H53V183H51ZM92 181V182H91ZM121 181V182H122ZM204 181V182H205ZM22 182V183H21ZM110 182H111V184H110ZM127 182V181H126ZM219 182H220V179H219ZM48 183V184H47ZM98 183V184H97ZM103 183H104V185H103ZM127 183H129V182H127ZM24 185L23 187H25V188H23L22 186H20V185ZM31 184V185H30ZM157 184V183H156ZM238 183H235L234 181H233V184L231 185V189H237L238 188V186H239V184L237 185ZM16 187H15V186ZM39 185V186H38ZM49 185V186H48ZM100 185H103L102 187L100 186ZM107 185V186H106ZM114 185V186H115ZM211 186H213L212 184H210ZM216 185V184H215ZM214 185V186H215ZM237 185V186H236ZM10 186V187H9ZM35 187L34 189L33 188H31V187ZM41 186V187H40ZM43 186V187H42ZM109 186V187H108ZM22 187V188H21ZM30 187V188H29ZM9 188H11L12 190H10ZM13 188H14V190H13ZM39 188V189H38ZM43 188V191H41V189ZM45 188V189H44ZM20 189H22L21 191H20ZM47 189V190H46ZM239 189H240V187H239ZM242 189H244V187L242 186ZM41 192H40V191ZM3 191V192H2ZM5 192V193H4ZM8 192V193H7ZM15 192H17V191H15ZM40 192V193H39ZM47 193L46 195L45 194H41V193ZM12 193H14V192H12ZM11 196V198H10V196ZM52 194V195H51ZM3 195V196H2ZM42 195V196H41ZM5 196V197H4ZM9 196V197H8ZM52 196V197H51ZM55 197V198H54ZM3 198H5V199H3ZM7 198V199H6ZM8 198H10L11 200H9L10 202L9 203H6V205L4 204L5 202H8ZM45 198H41L42 200H43V203H44V200H45ZM47 198H49V199H47ZM52 198V199H51ZM33 199H34V197H33ZM54 199H55V201H54ZM60 199V200H59ZM5 200V201H4ZM37 199H36V202L34 203V200H32L33 202V204H37L39 201H41V200H39L38 201ZM4 201V202H3ZM38 201V202H37ZM54 201V202H53ZM60 201H61V203H60ZM12 202V203H11ZM31 202V201H30ZM59 202V203H58ZM29 203V202H28ZM28 203H26L25 205H27ZM31 203V206L33 205ZM64 203V204H63ZM14 204V205H13ZM39 204H41V203H39ZM7 205H9V206H7ZM28 205H30V204H28ZM27 205V206H28ZM45 205H46V201H45ZM14 206V207H13ZM47 206V205H46ZM54 206H57V205H54ZM60 206V207H59ZM6 207H7V209H6ZM49 207V206H48ZM12 208H13V210H12ZM16 208H17V206H16ZM4 212L3 214H1L2 212ZM13 211V212H12ZM15 211V212H16ZM10 212H12L11 214H9ZM14 212V213H15ZM8 213V214H7ZM4 217H5V220H4ZM35 219V218H34ZM62 220V221H61ZM1 221V220H0ZM32 221H33V219H32ZM52 220H51V224H48V225H52V227H53V224L52 223H54ZM33 222H36V220H34ZM39 222V221H38ZM47 223H49V222H47ZM46 223V224H47ZM46 224H44L45 225V227H46ZM10 225H11V227H10ZM10 227V228H9ZM53 227V228H54ZM59 228H61V230L59 229ZM3 229V230H2ZM8 229L10 230V232H11V234L8 232ZM17 231V230H16ZM61 231V232H60ZM76 233H78V230L77 231H74L73 232V234H76ZM14 234H15V236H14ZM4 235V236H5ZM10 235H11V237H10ZM3 236V237H4ZM15 237V238H14ZM54 237V238H53ZM15 239V241L16 242H14L13 240ZM198 240V239H197ZM53 241L54 240H49L48 241V243L49 244H53ZM195 241V240H194ZM199 241V240H198ZM198 241H196V243H198ZM202 242H199V243H203V240H201ZM12 242V243H11ZM11 243V244H10ZM14 243V244H13ZM183 243V242H182ZM182 243H180V245H184V246H187L188 244L187 243H184V244H182ZM195 243V242H194ZM194 243H191V244H194ZM198 243V244H199ZM2 243H0V245H1ZM8 244V243H7ZM187 244V245H186ZM189 245L190 247H192V245ZM198 244H195V245H193V247L192 248H195L194 250L195 251H192V249H190L191 251H190V253L191 252H193V254H189V258H190V256H192L193 258L194 257H196L197 255H198V253L200 252V250H201V246L202 245H198ZM1 246H3V245H1ZM6 246H8V245H6ZM15 246V247H14ZM36 246H37V244H36ZM182 246H178V247H180V249L182 250ZM195 246V247H194ZM199 246V247H198ZM32 247H34V246H31V251H30V253H28L31 257H32V261L33 260H35V261H31L32 263H36V260L38 259L39 261H42L43 260V258H44V256L43 255H46V253H44L43 252V249L42 250H38V252L36 251L38 248H40V245H39V247L36 249V250H34V252H33V250L32 249H35V248H32ZM155 247V246H154ZM154 247L153 248H150V250H152L153 251V253L154 254H156V251H159V246H157L155 249H154ZM200 248V249H199ZM158 249V250H157ZM179 249V248H178ZM198 249H199V251H198ZM35 251L37 252V253H35ZM149 250H147V252H148ZM152 251H150L151 253H152ZM5 252V253H4ZM145 253L144 254V251H141V254H140V252L138 253V255H140V257L137 255V257H136V253L133 255V256H135V257H133V258H142L141 256H143V259L141 260V259H136V261H138V262H141V264L143 263V264H150L151 263V261H154L153 260V258H151V257H154L153 255L150 257L149 255L151 254V253H149V255L146 257V254H148V253ZM4 253V254H3ZM128 253H130V251L128 252ZM152 253V254H153ZM194 254H196V255H194ZM127 253H126V255H125V257H127ZM194 255V256H193ZM11 256H13V257H11ZM7 257H3V259H2V261L4 260H7ZM149 257H150V259H149ZM6 258V259H5ZM131 258V257H130ZM129 258V261H133V262H129L128 261V263L130 264H137V262L135 261V259H130ZM152 259V260H151ZM192 258H190V259H187V261H189L190 262V260H191ZM197 259V258H196ZM195 259V260H196ZM38 260H37V262H38ZM65 259H60V261L62 262V261H64ZM124 259H121V263L123 264V261ZM145 260V261H144ZM1 260H0V262H2ZM13 261V260H12ZM20 261V260H19ZM144 261V262H143ZM147 261V262H146ZM175 261V263H177V262H179V261H177L176 262V260H174ZM173 261V262H174ZM194 260H191V262H193ZM15 262H11L10 261V263L11 264H15ZM59 262V261H58ZM188 262V264H190ZM3 263H5V264H9L8 263V260H7V263H6V261L5 262H3ZM18 263V262H17ZM60 263V262H59ZM127 263V264H128ZM181 264H182V262H180ZM184 263V262H183ZM20 264V263H19ZM184 264H186V262L184 263ZM193 264V263H192Z\"/></svg>","mask_w":264,"mask_h":264}]
</instances>
